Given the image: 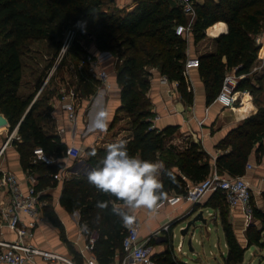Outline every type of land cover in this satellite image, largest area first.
Returning a JSON list of instances; mask_svg holds the SVG:
<instances>
[{
    "label": "trees",
    "instance_id": "obj_1",
    "mask_svg": "<svg viewBox=\"0 0 264 264\" xmlns=\"http://www.w3.org/2000/svg\"><path fill=\"white\" fill-rule=\"evenodd\" d=\"M111 2L0 0V112L9 119L10 131L19 124L21 139H14V144L20 153L22 166L37 175V188L43 190L41 198H49L47 213L59 225L61 223L51 206V194L45 191L48 186L57 184L54 174L65 165L60 158L67 155L69 147L52 126H46L51 122V95L55 90L59 95L57 84L52 87L55 79L36 95L68 29L76 30L77 35L62 63L71 56L77 65L87 50L84 40L88 39L93 40L100 50L118 56L115 79L120 90V103L117 112H127L132 130L123 139L127 141L130 154L163 162L160 180L166 191L165 197L182 193L188 186L204 180L214 171V165L200 141L193 140L186 147L178 148L175 144L166 143L167 136L175 130L174 126L150 127L151 117L155 114L147 96L152 68H157L171 81H177L181 96L193 103L195 88L186 71L190 42L193 38L195 43L198 42L207 36L210 26L225 21L228 30L213 38V49L199 54L191 52L200 60L197 68L204 83L207 103L214 101L225 75L231 70L243 75L239 88H248L251 92L260 89L256 82L260 78L254 81L251 71L261 48L257 35L264 27V0H195L197 14L189 36L176 32V25L188 20L181 0H138L132 9L112 5ZM78 21L84 23L79 24ZM42 38L53 41L57 49L37 80L35 89L29 95H23L20 93L24 77L23 48L30 41ZM71 75L73 83L77 77L76 85L81 96L90 97L97 93L100 80L89 73L88 68L73 69ZM257 101L258 109L232 125L218 142L221 148L215 161L218 172L230 176L245 174L248 161H261L264 155V100L257 97ZM231 108L238 115L236 108ZM250 108H254L251 100L246 101L244 113ZM118 118L115 115L113 124ZM37 146H41L54 161L48 163L37 158L34 152ZM106 150L107 144L88 146L83 156L84 163L90 169L98 166ZM87 169H79L66 176L60 201L68 210H80L81 223L86 226L87 234L91 235L93 231L98 234L93 248L98 262L110 264L119 250L126 252L123 239L129 228V223H125L113 207L128 210L115 194L90 183L87 178L90 169ZM208 194L207 204L219 208L223 214L230 247L225 264H241L246 247L238 241L229 221L226 195L221 189ZM101 201L104 202L103 207L99 206ZM199 206L200 203H196L193 210ZM263 231L264 207L254 205V219L247 226L248 243L263 246ZM154 257L163 264H190L172 251L160 256L154 253Z\"/></svg>",
    "mask_w": 264,
    "mask_h": 264
},
{
    "label": "crops",
    "instance_id": "obj_2",
    "mask_svg": "<svg viewBox=\"0 0 264 264\" xmlns=\"http://www.w3.org/2000/svg\"><path fill=\"white\" fill-rule=\"evenodd\" d=\"M112 1V5L115 4L123 6L127 9L134 8L138 3V0ZM198 1L203 2L204 0ZM227 30V23L225 21H218L207 29V33L210 32L215 37ZM259 38L261 48L259 49L258 58L252 68L251 74L255 80L260 78L258 80L260 82H256L262 91L260 94L261 99L264 100V65H262L264 62V27L259 33ZM85 48L97 55L101 59L102 65L111 72L113 87L108 91H97V93L91 95L90 97L80 95L78 99L80 114L76 120L68 118L66 110L62 107V101L59 98L58 91H53L55 93L52 92L53 94L51 95L52 108L50 116L51 119L49 120L51 122L46 123L47 128L52 126L53 129L62 136V138L68 143L69 147H71L72 152H75V150H79V152L81 151L79 158L85 155V151L88 146H93L95 144H108L115 140L123 139L124 137L129 136L132 132L129 127L119 128V124L121 126V124H123V120L126 118L128 119L129 116L124 110L117 112V107L120 103V90L115 79L117 57L108 51L100 50L94 41H91L87 45L85 44ZM189 48L193 53L195 50L193 42L192 44L190 42ZM45 56L48 57V54ZM69 61L71 62L70 65H73L74 60L71 56L69 57ZM68 66L69 65L66 67ZM152 72L151 86L147 91V96L151 100L152 109L155 114H161L160 119L157 121L158 128L162 129L167 126L175 127V130L167 136L166 143H172L178 148H184L193 140L200 141L203 148L207 151V154L211 156V163H213V165L218 154L221 152V148L217 145L220 139L228 132L232 125L240 122L242 117H247L252 110L251 108L249 109L247 112L248 115L243 111L246 106V97L248 98L249 96L251 99L254 105L253 110L256 111L258 109L251 91L250 94L244 96L243 102H240V106L235 107L233 105L236 108L238 115L235 110L231 109L230 106H223L218 102L207 103L205 98L204 83L200 77L197 67L191 68L190 72L195 88V98L193 103L185 101V99L181 96L177 81L170 80L168 82H164L162 79L163 74L157 68H152ZM61 75L65 79L72 78L71 75H69V72L65 70L64 73H61ZM22 85L20 87L21 94L29 95L33 91V85L28 87L26 91H22ZM47 86L48 84L45 85V87ZM54 86H56V84L52 85V87ZM102 106H106L108 108L109 114L107 127L104 129L91 128L89 126L91 120L94 117L95 112ZM116 113H118L120 120H116L113 124ZM2 117H5L7 121H3L4 119ZM201 120H203L202 123ZM0 122L1 149L6 143L11 131L9 129V119L3 112H0ZM59 129L64 130L60 132ZM117 134L119 135L117 136ZM73 156L75 155L67 154L64 158H60L65 161V165L62 166L58 172L61 171L64 176L60 179L57 178V184L48 186L45 190L51 194V206L53 207L61 225L56 224L47 213L46 206L49 203V198L44 197L42 199V217L37 226L33 242L45 249L56 252L61 257L56 259H46L39 256L41 264H101L98 262L93 249L86 248V243L88 242L90 235L87 234L85 230L86 226L81 223L80 210H68L60 201L64 180L66 178L65 176L67 175L68 170L72 171L73 169H77V167H68V161L70 159H74ZM251 161L253 162V167L247 168L246 175L252 187V202H254L253 205L264 207V155L260 162H257L254 159H251ZM157 162L163 167L162 161L159 160ZM0 167L13 170L23 178L26 176L27 171L22 166L20 153L17 146L14 144V141H12L11 144H8L0 155ZM162 167L157 171L159 179ZM209 196L210 194H207L203 197V199L199 202L200 206L196 211L204 208V214L208 218L212 216V219L210 221L208 220L206 225L208 231L212 228V224L214 222L217 232L220 233V230L224 232L228 255L230 247L224 228L223 214L219 208L207 204L206 201ZM191 206L192 204L189 202L181 201L176 205L168 204L166 207L157 211L154 208L149 209L146 206H140L132 210L128 205L125 203L123 204V207L134 217L133 220L129 222V226L137 223L140 224L141 238H148L151 240L154 253L157 256H160L167 251H172L174 255L177 256L175 253L176 247L178 250H182L184 252L186 251L184 248L186 237H183L182 233L177 234L175 227L176 224L183 218L190 217L187 214L190 209H192ZM228 211L229 221L232 223L237 239L246 247L245 253L252 245H255L257 249H262L264 245L259 246L257 244L248 243L247 226L249 224L245 221V214L242 207L240 205L231 206L230 203H228ZM167 224H170L169 229H164V226ZM182 225L181 226L184 227L185 224L183 223ZM0 235L7 239H12L16 236L13 229L4 225H0ZM178 236L179 240L177 241L176 238ZM193 239L198 240L199 242L202 241V243L204 242L202 240L203 237L198 239L196 233L194 234ZM262 240L264 241V231ZM224 252L225 249L222 250V253ZM226 256H224L222 264H225ZM181 260L188 262L184 259ZM188 263L193 264L191 262ZM1 264L11 263L3 262ZM110 264L143 263L134 261L133 258L129 257L126 252L119 250L114 255Z\"/></svg>",
    "mask_w": 264,
    "mask_h": 264
},
{
    "label": "built area",
    "instance_id": "obj_3",
    "mask_svg": "<svg viewBox=\"0 0 264 264\" xmlns=\"http://www.w3.org/2000/svg\"><path fill=\"white\" fill-rule=\"evenodd\" d=\"M181 1L188 20L185 23H178L176 25V32L178 34L186 33L189 36L197 14L195 0ZM76 35V30H67L66 38L36 95L37 97L45 85L52 79H55V84L59 87V98L62 101V107L66 110L67 116L71 120H76L80 114V107L78 105L80 92L76 83L60 76L59 67ZM259 39L258 34L257 41L260 43ZM188 54L186 71L193 81L190 75L191 68L197 67L200 64V60L198 56L191 54L190 48H188ZM262 65H264V62ZM72 66L77 71L88 68V72L100 80L98 92L108 91L113 87L111 72L102 65L101 59L90 50H86L78 64L74 65L73 63ZM242 76L234 71L228 72L224 77L222 88L213 102H218L223 106H232L236 104L239 98L243 101L244 96L250 94V89L239 88V82ZM162 79L164 82L170 81L165 74H163ZM160 116V113H156L151 117V128L158 127L157 121L160 119ZM202 122L203 120H201ZM18 128L19 124L10 132L6 143L0 149V155L5 147L11 144L14 139H21ZM63 130L59 129L60 132ZM34 152L39 159H43L48 163L54 161V158L50 157L41 146H37ZM71 152V147H68L67 154H71ZM75 152L73 153L76 155L79 153V150H75ZM85 167L88 168L89 166L86 164ZM246 167H253V162L248 161ZM77 170L79 168L73 169L72 171L68 170L66 176ZM54 176L60 179L64 175L60 171L56 172ZM37 182L38 178L35 173L27 171L26 176L23 178L13 170L0 167V225L10 227L16 234L12 239H7L0 235V264L3 262L11 264H41L39 256L46 259L61 257L56 252L45 249L33 242L37 226L42 217L41 194L43 190L37 188ZM215 189H221L224 192L231 206L240 205L242 207L247 224L254 219L252 187L246 173L233 176L220 173L217 170L216 162L214 163V171L204 180L188 186L182 193H175L159 200L154 209L159 211L168 204L176 205L181 201L189 202L193 208L204 196ZM169 226L170 224L165 225L164 229H169ZM97 236V232L89 236V240L86 243L87 249L94 248ZM123 246L127 255L136 262L143 264H163L154 257V248L152 243L149 242V239L141 238L140 224L138 223L129 226L128 232L123 239Z\"/></svg>",
    "mask_w": 264,
    "mask_h": 264
},
{
    "label": "rangeland",
    "instance_id": "obj_4",
    "mask_svg": "<svg viewBox=\"0 0 264 264\" xmlns=\"http://www.w3.org/2000/svg\"><path fill=\"white\" fill-rule=\"evenodd\" d=\"M66 38V34H65ZM213 34L212 33H207V36L204 38L200 39L198 42H194V38L191 40L195 45V50L194 52L196 54L205 52L209 49H212L214 47V41H213ZM93 41V40H92ZM91 42V40H84V43L87 45ZM57 47L56 44L53 41H50L49 39L42 38L38 40H33L30 41L29 44L25 45L23 48V55H22V60L24 63V77H23V85H22V91H26L28 87H31L33 85V90L35 89L36 82L39 80L41 77L43 71L48 67V64L50 63V55H52L56 51ZM48 54V57L45 55ZM118 59V56L115 55ZM69 58L66 59L61 66L59 67V74L62 77L61 73H64L65 71L69 72V75H71L73 69H75L72 64L70 65ZM256 63V62H255ZM69 65L68 67H66ZM264 67V66H263ZM63 71V72H62ZM234 71V70H231ZM72 76V75H71ZM64 78V77H62ZM77 77H74V82L76 83L77 80H75ZM256 81V80H254ZM35 85V86H34ZM254 96V101L256 104V107L258 106L259 101H257V97L261 99V93L262 91L260 89H257L255 92H252ZM260 95V96H259ZM263 97V96H262ZM248 99V100H247ZM251 100L248 96L246 98V101ZM243 102L239 98L236 104V106H240V104ZM256 110V109H255ZM255 112L253 109L250 111L249 115ZM115 115H118L116 113ZM248 115V114H247ZM120 118V117H119ZM117 119L120 120V119ZM245 118L242 117L241 120ZM46 120V119H44ZM48 120V119H47ZM240 121V120H239ZM123 124H119V128H130L129 124V117L128 119H124ZM119 134H117L118 136ZM76 153V152H74ZM73 152H71L72 155H75ZM81 151L76 154L74 159H70L68 161V167H77L79 169H85L86 163H84L83 156L79 158ZM87 169V168H86ZM90 169V168H88ZM87 169V170H88ZM254 204V202H253ZM212 219V216L208 218L210 221ZM188 221V218H183L180 222L176 224V232L177 234L181 233V228L182 224L184 223L186 225ZM182 225V226H181ZM184 225V226H185ZM94 234H96V231H93ZM197 238L201 239L203 237V243L202 241L194 240L193 239V247L196 248L191 249V245L189 244V239H190V234L186 236V243L184 248L186 251L178 250L176 247L175 253L177 256L181 259L187 260L188 262H191L193 264H222V261L224 259V256L227 255L228 249H226V244H225V236L224 232L220 230V233L217 232V228L215 227V224L213 222L212 228L208 231L206 228V225H202L197 228L196 232ZM209 236V237H208ZM176 240H179V236L176 238ZM176 241V242H177ZM225 249V252L222 253V250ZM242 264H264V247L262 249H257L255 245H252L246 250L245 253V258Z\"/></svg>",
    "mask_w": 264,
    "mask_h": 264
},
{
    "label": "clouds",
    "instance_id": "obj_5",
    "mask_svg": "<svg viewBox=\"0 0 264 264\" xmlns=\"http://www.w3.org/2000/svg\"><path fill=\"white\" fill-rule=\"evenodd\" d=\"M108 114L106 106L99 107L89 126L94 129L106 128ZM126 144L125 139L108 143L106 154L99 165L88 171V181L105 192L115 194L132 210L140 206L153 209L158 201L166 196L157 175L162 165L154 160L130 154ZM98 203L100 207L104 206V202ZM113 211L117 212L125 223L132 220L129 211L115 206Z\"/></svg>",
    "mask_w": 264,
    "mask_h": 264
},
{
    "label": "water",
    "instance_id": "obj_6",
    "mask_svg": "<svg viewBox=\"0 0 264 264\" xmlns=\"http://www.w3.org/2000/svg\"><path fill=\"white\" fill-rule=\"evenodd\" d=\"M29 109L30 107L28 108V110ZM2 118L4 119L3 121H7L5 117ZM187 215L190 217L188 218L186 225L181 228V233L183 237H186L188 234H190L189 244L192 246L191 249H194L193 247L194 234L198 227L202 225H207L208 217L204 214V208L200 209L199 211L193 210L192 208Z\"/></svg>",
    "mask_w": 264,
    "mask_h": 264
},
{
    "label": "bare ground",
    "instance_id": "obj_7",
    "mask_svg": "<svg viewBox=\"0 0 264 264\" xmlns=\"http://www.w3.org/2000/svg\"><path fill=\"white\" fill-rule=\"evenodd\" d=\"M247 98V97H246ZM230 107H233V105L232 106H230ZM232 109V108H231Z\"/></svg>",
    "mask_w": 264,
    "mask_h": 264
}]
</instances>
